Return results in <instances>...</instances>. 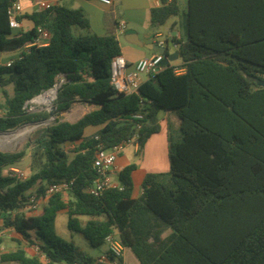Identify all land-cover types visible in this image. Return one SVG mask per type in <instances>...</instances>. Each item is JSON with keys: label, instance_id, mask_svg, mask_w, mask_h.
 I'll use <instances>...</instances> for the list:
<instances>
[{"label": "trees", "instance_id": "16d2710c", "mask_svg": "<svg viewBox=\"0 0 264 264\" xmlns=\"http://www.w3.org/2000/svg\"><path fill=\"white\" fill-rule=\"evenodd\" d=\"M12 1L0 0V51L21 50L39 29L49 37L45 45L21 50L10 65H0L5 96L0 131L46 119L74 101L94 108L73 122L56 120L43 129L24 180L7 167L26 151H0L2 226L13 228L45 258L19 247L0 252V264H96L56 233L61 210L67 228L92 247L117 232L139 264H264V87L249 79L264 80V0H161L151 7L154 26L182 18L183 32L170 41L184 71L174 73L169 62L131 94L109 83L111 59L121 54L112 10L103 13V35L81 36L73 28L89 29L83 10L57 4L17 17L30 20V29L10 28ZM165 45L163 56L169 54ZM8 85L11 96L4 89ZM54 86L53 111H27L28 101ZM160 110L179 119L180 140L167 137L168 171L145 174L137 198L131 196L133 163L119 172L117 186L99 195L87 192L96 177L92 162L98 145L108 149L136 133L139 152L159 131ZM137 112L142 118L123 120ZM97 125L101 129L84 136L87 126ZM67 142L75 143L72 156L63 148ZM61 180H73L67 197L53 193L38 216L20 212L30 196ZM218 223L247 224L221 248Z\"/></svg>", "mask_w": 264, "mask_h": 264}, {"label": "crops", "instance_id": "0c3cea01", "mask_svg": "<svg viewBox=\"0 0 264 264\" xmlns=\"http://www.w3.org/2000/svg\"><path fill=\"white\" fill-rule=\"evenodd\" d=\"M71 1L77 3L78 7L83 10L84 14L85 12L88 14L90 20H91L92 12L94 13V17L96 19H99L100 15H102L104 12L108 10H112L113 15L114 13H119L118 12L119 10H122V14L124 15V19H122L123 22L126 23V25H129L130 27L129 29L134 30V33L126 34L125 30L122 29L123 31L121 32L118 31V28H116L115 34L120 45L121 55L124 56V58L129 64H133L134 62L138 61L141 58L151 56L152 54L157 52L152 48L153 45L158 44L160 41H164L165 43L168 44L169 37L171 38V36L173 35L178 37L183 32L184 29L183 25L181 24L182 18L179 16L170 17V18L174 17V19L170 22L169 28L166 31H162L160 29L161 25L154 26L150 24L149 10L151 7L159 6L161 0H113L110 6H105L100 2H98L97 0H56V4L65 6L67 8L75 9L70 6L72 3ZM20 2L22 5V13L19 16L25 13H31L33 10H38L33 0H24ZM94 7L98 8L99 10H102L101 13L98 11L97 14V11L94 10L95 9ZM114 18L119 23L115 15ZM18 22H19V27L17 28L18 30H27L33 26V23L27 18L18 19ZM92 31H93L92 34L103 35L104 34L103 25L101 24V27L98 26L95 30ZM118 33L124 36L126 41L125 45H122L120 43L118 38ZM81 36H85V35H81ZM129 39L134 40L136 43H131ZM174 49L178 50L176 45H174ZM174 49L168 47L167 52L170 54L173 52ZM171 63L178 64L179 59L174 60ZM147 78L148 75H144V77H141V82ZM159 114H162L163 117L159 118ZM167 114L168 111L165 110H160L158 112V122L160 125V129L158 132L148 137L147 142H145V144L143 145L142 157L140 161H138V163L135 164L134 162H131L132 155L128 151H125L124 148L120 151V153L116 157L114 171L112 172L111 175V181L114 185L119 184V172L125 166L132 163L136 165V168L131 172V180L133 185L131 196L133 198H137L141 194L142 192L141 183L145 174L164 172L167 169H169L166 160V156L168 157V141H167L168 133H167L166 125H164L165 121H167L166 119L168 116ZM101 127L102 125L87 126L84 129V136H90L92 134H95L99 129H101ZM136 152H138V147L134 145L133 153ZM26 172L28 173V171ZM47 200L48 199L39 201L38 206L35 209H30L28 212L24 213V211L28 209L25 206L23 209H20V212L26 216H38L43 211L44 206H46ZM61 211H65V210H61ZM55 231H56V224H55ZM112 235L118 237L117 232H114V234ZM102 245L104 246L102 247L100 253L97 256L94 257L90 256V257H92L93 259H97L103 253H105L107 249L106 242L104 241ZM19 247H23L26 253L30 256L39 255V253H37L38 250L35 245H28L22 239L21 235L18 234L13 228L3 227L2 220L0 219V252L4 253L9 251H14ZM30 250H35L36 253H34V251L33 253H31ZM39 256L40 259L44 262L45 261L44 256L43 255H39ZM121 263L139 264L137 258L134 256V254L131 252V250L128 247L124 248L123 258ZM7 264H17V263H7Z\"/></svg>", "mask_w": 264, "mask_h": 264}, {"label": "built area", "instance_id": "2783aa9c", "mask_svg": "<svg viewBox=\"0 0 264 264\" xmlns=\"http://www.w3.org/2000/svg\"><path fill=\"white\" fill-rule=\"evenodd\" d=\"M105 6H110L113 0H97ZM37 9H47L56 5V0H33ZM22 13V5L20 0H13L7 10L8 23L10 28L17 29L19 22L17 17ZM118 31H123V24L118 25ZM49 34L44 29H39V35L31 42L26 43L21 50H27L31 46H41L47 43ZM159 45H165L164 41H160ZM18 51V54L20 51ZM18 56V55H17ZM164 56L163 53L155 52L149 57H144L129 64L124 56L117 55L111 59L110 62V78L109 83L112 87L120 93L131 94L136 93L139 84L141 83V75H149L150 73H156L161 68V62ZM14 59V58H13ZM10 58L7 62L1 64L10 65L13 60ZM173 71L179 74L184 71V68L179 67L178 64H174ZM31 101V100H30ZM27 111H34L33 105L29 104V101L25 104ZM2 111L0 110V115ZM131 118L140 119L142 115L140 112L132 114L130 118L123 120H130ZM140 128V123L136 124V129ZM133 143L138 147L137 134L134 133L132 137L122 141L119 144L113 145L112 147L105 149L101 145H98V149L92 162V168L95 171L96 177L93 179L91 185L87 187V192L93 195H99L105 189H108L114 185L111 181V175L114 171L115 160L120 151L126 144ZM8 170L11 171L12 175L20 180H24L28 177V173L22 169L14 166H8ZM73 184V180H61L58 183H53L48 186L43 194L38 196L32 195L28 199L26 207L28 209H35L38 206L39 201L48 199L55 192H65ZM107 249L96 259V264H122L123 252L125 246L121 243L118 237L109 234L105 237Z\"/></svg>", "mask_w": 264, "mask_h": 264}, {"label": "rangeland", "instance_id": "374dc122", "mask_svg": "<svg viewBox=\"0 0 264 264\" xmlns=\"http://www.w3.org/2000/svg\"><path fill=\"white\" fill-rule=\"evenodd\" d=\"M20 1H24V0H20ZM71 2H72L70 5L71 7L79 8L77 3H75L74 1H71ZM94 8H95L94 10L97 11V14H98V11L101 13L102 10H99L96 7ZM118 12L119 13H114V15L118 19L119 23L123 24V30L126 31L130 27L129 25H126V23H124L122 20L124 19L122 10H119ZM85 15L89 20V29L87 30V29L73 28V32L75 35H80V34L86 35L88 34V32L89 34H92L93 32L92 30H95L98 26L101 27V24L103 25V23H101L103 14L100 15L99 19H96L94 17V13L92 12L91 20L86 12H85ZM173 19L174 17L170 18L166 24L161 25L160 29L162 31H166L169 28V24ZM118 38L122 45L126 44L125 38L122 34L118 33ZM17 55H18L17 49L3 50L0 52V62L5 63L10 58L13 59L17 57ZM141 77H144V75L142 74ZM4 89L6 90V93L8 94V96L12 95L13 91L10 85L6 86ZM55 98H56V95L52 99V101L48 104L38 103L33 99L29 101V104L33 105L35 110L40 109V110H46V111L51 112L54 110L53 102ZM4 102H5V96L3 95L2 89L0 88V104L3 105ZM93 108L94 107L89 105L88 103L81 102V101H74L67 109L60 111L57 114H52L48 116L46 119H43L41 121H35V122L31 121V122L21 124L18 127L9 130L10 132H8V134L0 133V151L9 152V153L26 151L25 156H23L21 159L13 163L11 166L28 171V173L30 174L31 172L30 165L32 162V158H31L32 147L34 143L38 140V138L41 136L43 129L55 123L56 120L73 122L77 120L79 117H81L83 114H85L86 112L92 110ZM167 115H168L166 118L167 121H165L164 125H166L167 133L169 134L171 141L177 142L180 140L179 119L174 112L168 111ZM161 117H163L162 114H159V118ZM24 128L29 129V131L26 134L16 133V132L22 131ZM147 140L148 138L146 139L145 142H147ZM28 143H30L31 145L29 148H27ZM74 147H75V143H69V142L63 146V148L68 151L67 153L70 156H72V151L74 150ZM133 149H134V144L132 142L124 146V150L128 151L132 155L131 162H134L136 164L138 163V161H140L142 157L143 146L140 148L139 152H136V153H133ZM166 160H167V165L169 166L167 156H166ZM167 171L168 169L164 172H167ZM68 193H69L68 191H65L63 192V195L67 197ZM29 210L30 209H26L24 213L28 212ZM55 224H56L57 234L63 239L72 240L74 244L86 255L93 256V257L97 256L100 253L102 247L104 246V245H101L98 247H92L89 245L87 240L80 233L70 231L67 228V214L65 213V211H60L57 214ZM246 224L247 223H243L240 225L238 223H218L219 233H220L219 241H220L221 248H226L231 243L232 239H234L238 235L241 227H243ZM166 233L167 231L164 234ZM33 251L34 253H36L35 250H30L31 253H33Z\"/></svg>", "mask_w": 264, "mask_h": 264}, {"label": "water", "instance_id": "95a60500", "mask_svg": "<svg viewBox=\"0 0 264 264\" xmlns=\"http://www.w3.org/2000/svg\"><path fill=\"white\" fill-rule=\"evenodd\" d=\"M126 34H129V33H134V30L132 29H128L125 31ZM129 41L131 43H136L134 40H130ZM167 47H171L172 49H174V45L172 44V42L170 41V37L168 39V44H167ZM152 48L154 50H156L157 52L159 53H164V51L166 50V45H159V44H155L152 46ZM178 56H179V53H178V50L174 49L172 53L164 56L162 62H161V65L162 66H165L167 65L169 62H172L174 60H177L178 59ZM249 79H252L254 80L257 85L259 86H263L264 87V80L263 79H259V78H254V77H249ZM53 88H55V95H56V92H57V86H54ZM40 95V94H39ZM38 96V95H37ZM37 96H35L34 98H36ZM33 98V99H34ZM32 100V99H31ZM10 132L9 130H6V131H0V133H8Z\"/></svg>", "mask_w": 264, "mask_h": 264}, {"label": "bare ground", "instance_id": "6f19581e", "mask_svg": "<svg viewBox=\"0 0 264 264\" xmlns=\"http://www.w3.org/2000/svg\"><path fill=\"white\" fill-rule=\"evenodd\" d=\"M55 97V88H51L40 95H38L35 100L38 103L48 104L52 101V99ZM29 131L28 128H24L22 131L16 132L17 134H26ZM8 134V133H6Z\"/></svg>", "mask_w": 264, "mask_h": 264}]
</instances>
